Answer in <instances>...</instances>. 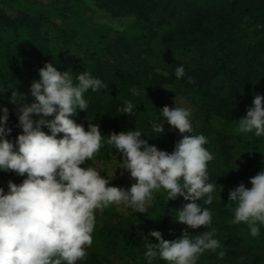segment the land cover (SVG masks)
<instances>
[{
  "label": "trees",
  "instance_id": "1",
  "mask_svg": "<svg viewBox=\"0 0 264 264\" xmlns=\"http://www.w3.org/2000/svg\"><path fill=\"white\" fill-rule=\"evenodd\" d=\"M5 1L12 5L21 0ZM37 4L40 8L35 12L14 15L0 7V86H6L0 105L8 108L12 129L6 138L14 142L21 131L17 108L9 103L11 92L25 94V102L30 103L31 82L39 79L40 67L52 62L73 77L89 72L108 86L98 92L89 90L85 94L88 109L71 117L85 130L89 122L97 124L105 137L136 129L143 131L142 139L150 146L171 152L181 138L178 130L160 137L150 133L153 122H161V98L167 86H175L194 98L202 115V134L208 139L205 147L214 156L208 164L214 199L208 205L199 202L212 212L210 226L192 230L177 222V210L188 201L182 197L166 201L162 191L155 194L145 214L121 215L114 206L97 212L93 244L80 264H115V257L146 264L148 242L143 237L156 242L150 231L158 230L162 238L173 240L182 231L196 236L212 229L220 248L203 253L197 264H264V227L252 237L246 224H232L235 205L228 201L230 189L240 183L250 187L249 178L264 168V137L236 132L254 96H264V0H50ZM97 12L129 22L114 30L95 19ZM45 28H53L59 43L79 48L91 67L83 62L68 64L56 56ZM181 65L185 76L177 79L175 71ZM133 87L141 91L140 96L131 95ZM127 99L137 105L128 116L118 112ZM110 153L104 146L89 163L107 160ZM111 183L125 189L131 184L120 179ZM219 251L224 252L222 258ZM154 264L165 261L157 259Z\"/></svg>",
  "mask_w": 264,
  "mask_h": 264
},
{
  "label": "clouds",
  "instance_id": "2",
  "mask_svg": "<svg viewBox=\"0 0 264 264\" xmlns=\"http://www.w3.org/2000/svg\"><path fill=\"white\" fill-rule=\"evenodd\" d=\"M38 80L30 84L31 102L25 94L11 92L9 103L17 108L15 140L8 126L9 110L0 105V171L23 177L20 183L7 182L0 187V264H80L93 244L97 212L115 206L125 212L146 213L155 194L166 193V201L182 197L188 203L177 210L175 220L195 230L212 224V212L205 205L213 202L215 184L209 182L208 164L214 159L205 147L208 139L194 134L192 109L186 106L162 108L160 121L153 122L152 134L160 137L163 124L178 130L181 138L171 152L158 150L142 139L143 131L111 132L105 137L99 126L89 122L87 130L71 117L88 109L85 94L108 86L89 72L73 77L52 62L38 69ZM185 76V68H176L175 77ZM192 83L191 77L188 78ZM6 86H0L3 93ZM133 97L141 95L135 87ZM137 105L123 101L119 114L131 115ZM47 129L45 131L43 129ZM238 134L264 137V96L255 95L246 114L239 118ZM115 149L120 160L110 174L101 175L90 164L101 148ZM86 165V166H84ZM116 169L127 172L131 180L125 189L111 183ZM123 174V173H121ZM230 189L228 201L234 203L232 224L244 223L252 237L264 227V168ZM221 191V189H220ZM143 237L146 264L159 259L165 264H197L206 251L216 252L220 242L215 229L192 236L182 231L177 239L166 240L158 230ZM219 257L224 256L219 251Z\"/></svg>",
  "mask_w": 264,
  "mask_h": 264
},
{
  "label": "rangeland",
  "instance_id": "3",
  "mask_svg": "<svg viewBox=\"0 0 264 264\" xmlns=\"http://www.w3.org/2000/svg\"><path fill=\"white\" fill-rule=\"evenodd\" d=\"M48 1L50 0H21L11 5L5 0H0V7L7 14L14 15L20 11L35 12L39 10L40 8L37 3L45 4ZM95 19L100 22H106V23L111 24L114 30H119L123 28L129 22V20H126V19L113 20L108 15L104 14L103 12H97L95 15ZM44 31L47 32L49 36H51V41H50L49 46L52 52L56 56H60L68 64H73L74 62H83L88 68L91 67V64L83 58L82 52L79 48H76L72 46L71 44L59 43L56 39L53 38L55 34L53 28H50V29L45 28ZM175 102L177 106H186L192 109V122H193V127L195 130L194 134H202V125H203L202 115L199 111V108L194 98L190 94L183 92L182 90L176 88L175 86H167L166 92L163 94L161 98V112H162V108L164 107H168V108L174 107ZM163 127H164V132H169L174 129L170 127L166 121L163 124ZM113 155L116 156L117 160H120L121 158L120 154L117 153L116 150H114L112 151V153H110L109 158L107 160L95 161L92 163L94 166L99 167L103 171L101 175L110 174L112 167L115 166V158ZM22 179L23 177L17 176L16 174H13V175L0 174V183L2 187L5 188V191L7 190V182L9 180H12L15 183H20ZM115 179H120L123 181L131 182L128 173L124 172L122 169H116L115 178L113 180ZM150 205L148 206V208L150 207ZM115 209L121 215L127 214V212L123 211L120 208L115 207ZM115 259H116L115 261L113 260L115 264H132L130 261H127V260H119L116 257Z\"/></svg>",
  "mask_w": 264,
  "mask_h": 264
}]
</instances>
